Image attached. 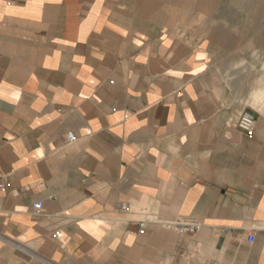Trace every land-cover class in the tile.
Wrapping results in <instances>:
<instances>
[{
	"label": "crops",
	"instance_id": "0c3cea01",
	"mask_svg": "<svg viewBox=\"0 0 264 264\" xmlns=\"http://www.w3.org/2000/svg\"><path fill=\"white\" fill-rule=\"evenodd\" d=\"M137 1L0 0V264H264V99Z\"/></svg>",
	"mask_w": 264,
	"mask_h": 264
},
{
	"label": "rangeland",
	"instance_id": "374dc122",
	"mask_svg": "<svg viewBox=\"0 0 264 264\" xmlns=\"http://www.w3.org/2000/svg\"><path fill=\"white\" fill-rule=\"evenodd\" d=\"M128 1L131 14L138 13V1ZM156 1L161 10H155L156 15H144L146 29L171 30L177 34L189 32L209 42L211 68L221 81L230 90L239 89L243 109H261L264 99V0ZM251 89L255 93L256 89L263 91L257 103L250 102Z\"/></svg>",
	"mask_w": 264,
	"mask_h": 264
},
{
	"label": "built area",
	"instance_id": "2783aa9c",
	"mask_svg": "<svg viewBox=\"0 0 264 264\" xmlns=\"http://www.w3.org/2000/svg\"><path fill=\"white\" fill-rule=\"evenodd\" d=\"M13 1V0H8ZM256 125V115L255 112L252 110H242L238 119H237V128L247 137H251L254 133ZM75 140L74 133L72 131H68L66 133V143L71 144ZM0 189L2 188V185H0ZM42 206L41 202H38L34 205L35 209H40ZM199 228V225L197 223H186L182 225H178V231L179 232H192ZM55 235L57 237H60L61 234L59 232H56ZM247 240L249 242L254 241V236L252 233H250L247 236Z\"/></svg>",
	"mask_w": 264,
	"mask_h": 264
},
{
	"label": "bare ground",
	"instance_id": "6f19581e",
	"mask_svg": "<svg viewBox=\"0 0 264 264\" xmlns=\"http://www.w3.org/2000/svg\"><path fill=\"white\" fill-rule=\"evenodd\" d=\"M152 2H153V1H152ZM177 2H179V1H177ZM142 3H143V2H142ZM142 5H143V4H142ZM143 8H144V6H143ZM143 11H144V10H143ZM146 13H147V12H146ZM147 15H148V14H147ZM144 19H145V18H144ZM256 90H257V89H256ZM254 93H255V92H254ZM257 94H258V93H257ZM257 94H256V95H257Z\"/></svg>",
	"mask_w": 264,
	"mask_h": 264
}]
</instances>
